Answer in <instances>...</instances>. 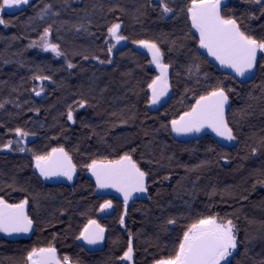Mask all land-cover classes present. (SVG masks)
I'll return each instance as SVG.
<instances>
[{"label": "trees", "instance_id": "obj_1", "mask_svg": "<svg viewBox=\"0 0 264 264\" xmlns=\"http://www.w3.org/2000/svg\"><path fill=\"white\" fill-rule=\"evenodd\" d=\"M166 2L173 14H162L160 0H32L3 15L9 26L0 25V197L9 203L28 200L33 232L20 240L0 236V264H24L32 248L49 245L73 264H130L120 259L129 240L133 264H155L174 254L187 226L208 215L232 219L236 226L231 264L264 262V186L256 183L264 179V69L259 67L264 61L258 58L256 78L248 84L223 74L199 52L193 38L198 36L181 11L190 0ZM226 3V14L235 16L241 30L264 38L258 5ZM115 23L128 39L109 53L108 29ZM47 28L63 53L57 59L40 50ZM141 39L157 44L171 70L172 95L159 108H151L148 87L158 73L152 59L134 48L139 45L133 41ZM217 83L232 90L226 118L237 146L227 149L209 134L175 141L171 120ZM70 109L75 123L67 119ZM17 128L29 135L21 140ZM9 141L13 151L4 152ZM18 141H29L25 151H19ZM57 147L76 165L74 183H46L34 169L33 153ZM125 153L148 174L146 199L129 203L126 216L118 198L96 197L84 167ZM220 187L227 192L214 194ZM105 200L113 210L103 215L99 205ZM90 219L107 231L106 245L96 255L77 239ZM169 219L177 223L169 225Z\"/></svg>", "mask_w": 264, "mask_h": 264}, {"label": "snow or ice", "instance_id": "obj_2", "mask_svg": "<svg viewBox=\"0 0 264 264\" xmlns=\"http://www.w3.org/2000/svg\"><path fill=\"white\" fill-rule=\"evenodd\" d=\"M247 2L258 5L261 15H264V0H247ZM29 3L30 0H0V14L4 13L6 9H18L29 5ZM48 7L50 8L51 5ZM160 7L162 14L175 12V8L170 6L166 0H160ZM226 9V0H190V3L181 11L185 12L190 20L191 29L198 33V38L194 35L193 38L197 39L199 48L204 49L221 67L230 69L236 76L244 78L246 74H251L253 69L257 68L258 55L259 59L264 61V38L258 39L241 30L235 16L226 14ZM41 18H43L42 15ZM0 25L9 26V22L3 18V15H0ZM50 34V28L44 30L39 46L44 51H51L59 57L63 53L58 44L51 43ZM190 35L192 34L190 33ZM108 36L116 44L128 39L121 33L120 23H115L108 29ZM133 43L146 48L151 53V63L160 70L161 75L148 86L152 93L151 104H159L169 90L167 76L169 65L163 63L164 53L156 43L149 40H134ZM31 46L36 47L37 43L33 42ZM113 47H115L114 44L110 45L107 51L111 53ZM100 63H105V61L101 60ZM107 63H111V60H108ZM67 67L71 69L74 65L68 63ZM259 67L264 69V63L259 64ZM34 79L43 81L49 78L37 76ZM33 91L39 96L43 88L41 87V91L35 89ZM228 91L221 83H217L215 86L210 85L208 91L199 96L190 110L184 112L178 119L171 120V130L177 135H186L199 133L208 128L224 140L234 141L236 137L226 118ZM79 105L83 108L85 102L80 101ZM2 107L3 105H0V108ZM67 119L75 123L71 109L67 113ZM15 134L21 140L29 135L21 128H17ZM261 145H264V139L261 140ZM4 148L10 150L12 142L9 141L4 145ZM25 150L24 147L19 148L21 152ZM257 151L256 148L252 149L253 154H256ZM33 159L35 168L45 180L52 177H64L71 181L76 174V165L72 163L71 156L63 147L52 148L50 152L44 154L33 153ZM84 167L95 177L98 189H114L122 194L124 216L127 215V205L133 195L148 191V174L141 170L129 153L123 154L118 159H93L91 162L85 163ZM261 175L264 176V173ZM256 183L264 186V179H257ZM27 205V199H23L19 203H9L0 197V232L9 235L31 232L33 220L27 213ZM112 207V201L105 200L99 205V210L104 212ZM119 222L121 225L124 224L123 216ZM167 223L175 225L177 221L169 219ZM105 231L106 229L96 220L90 219L77 239L89 245H96L104 241ZM237 243V229L232 219H221L217 215L203 216L183 231L182 239L179 240L174 254L156 260L155 264H231L229 257L236 250ZM132 257L133 248L131 240H129L127 251L120 259L131 261ZM24 264H73V261L69 256L60 257L57 254V249L53 245H49L32 248L24 258Z\"/></svg>", "mask_w": 264, "mask_h": 264}, {"label": "water", "instance_id": "obj_3", "mask_svg": "<svg viewBox=\"0 0 264 264\" xmlns=\"http://www.w3.org/2000/svg\"><path fill=\"white\" fill-rule=\"evenodd\" d=\"M119 45L120 46H124L125 45V41H121L119 43ZM139 48H140V51L143 54L147 55L149 58L152 59L151 53L146 48H142L140 46H139ZM199 52H200V54L202 56H208L209 59H210V62L212 63V65L216 66L223 74L231 75V76L235 77V79H238L240 82H242L244 84H248V82H251V81H253L256 78V75H255L256 74V68L253 69V72L251 74H246V76L244 78H241V77L236 76L235 73L232 72L230 69L221 67L219 65V63L217 61H215L214 58L209 56L204 49H200L199 48ZM155 69H156V71L158 73V76H160L161 75L160 70L156 66H155ZM169 75H170V69L168 68L167 76H169ZM171 95H172V90L169 88L167 95L164 96L160 100L159 104H156V105H153V106L155 108L162 107L164 104H166L169 101ZM229 106H230V100L228 101V105L226 106V115H227V113H228V111L230 109ZM207 134L211 135L214 140L219 142V144L221 146H223V147H225L227 149L235 148L237 146V140L236 139L234 141H226L223 138L217 136L216 133H214L211 129H208V128H205L203 131H201L199 133H191V134H186V135H177L175 132H173V138H174L175 141L177 140V141H180V142H186V141L197 140L199 138H202V137L206 136ZM88 177L93 181V184H94L95 189H96V192H95L96 197H98V198L116 197L123 203V196H122L121 193L116 192L114 189H98L96 187L95 177L92 176L90 171L88 173ZM76 178H77V171H76V174L74 175V177H73V179L71 181L67 180L64 177H52V178H50V180H52L55 183H59L61 180H64L65 183L71 184V183H74L77 180ZM146 195H147V192L146 193H135L133 195V197L129 200L128 204L131 203L132 201H136V200H145L146 199ZM32 231H33V228H32ZM31 232H29V233H13L11 235L0 232V236L6 237L8 239L20 240V239H24V238L29 237L31 235ZM105 235H106V231L104 233V239H105ZM81 242H83L90 250H95L96 248H101L104 245L105 241H103L102 243L96 244V245H89V244H87L86 242H84L82 240H81ZM57 254H58V251H57ZM58 255L60 256V254H58ZM132 260H133V257H132ZM132 260L131 261L125 260V262L132 263L133 262Z\"/></svg>", "mask_w": 264, "mask_h": 264}, {"label": "rangeland", "instance_id": "obj_4", "mask_svg": "<svg viewBox=\"0 0 264 264\" xmlns=\"http://www.w3.org/2000/svg\"><path fill=\"white\" fill-rule=\"evenodd\" d=\"M31 1L32 0H30V3H31ZM19 10H20V8H18V9H6L5 10V12L4 13H2V14H0V15H4V14H6V13H8V14H10V13H14V12H19ZM193 31H194V33H195V30L193 29ZM195 35H197L198 36V33H195ZM113 44L115 45V47H113V50L115 51V50H118V47H119V44H116V42L113 40ZM134 48H136V49H138L139 50V47L138 46H134ZM40 50H41V52H43V53H45V54H48V55H51V56H53L54 58H59V57H57L53 52H51V51H44L43 50V48L42 47H40ZM258 58H259V56H258ZM163 63H165L164 62V58H163ZM151 65H152V67H155V64H153V63H151ZM168 82H169V88H170V82H171V79H170V76L168 77ZM151 108H153V104H151ZM27 142H29V141H26V142H19L23 147H25L26 145H27ZM13 147H14V145L12 144V148L9 150V149H4V152H6V151H8V152H12L13 150ZM34 169L37 171V173L39 174V171L35 168V164H34ZM40 175V174H39ZM43 180H45L42 176H40ZM45 182L46 183H51V182H53L52 180H50V179H47V180H45ZM225 192H227V189L225 188V189H222L221 187L220 188H215V190H214V194H225ZM113 208V207H112ZM106 209L104 212H102V214L104 215L105 213H109L110 211H112L113 209ZM231 257H229V259H230Z\"/></svg>", "mask_w": 264, "mask_h": 264}, {"label": "flooded vegetation", "instance_id": "obj_5", "mask_svg": "<svg viewBox=\"0 0 264 264\" xmlns=\"http://www.w3.org/2000/svg\"><path fill=\"white\" fill-rule=\"evenodd\" d=\"M170 69V68H169ZM257 69V68H256ZM170 73H171V70H170ZM170 76V75H169ZM168 76V77H169ZM76 171H77V169H76ZM61 181H63L64 182V180H61ZM33 232V231H32ZM31 232V233H32ZM31 236V235H30ZM29 236V237H30ZM29 237H27V238H29ZM106 237H107V231H106V235H105V239H104V245L101 247V248H96L95 250H90L83 242H81V240H80V243H82L83 244V246H84V248L86 247V249L89 251L88 253H92V254H95L96 255V253H100V251H102L103 249H104V247H105V245H106ZM27 238H24V239H27ZM133 259H134V251H133ZM133 261V260H132ZM129 263V262H128ZM134 263V261L132 262V263H130V264H133Z\"/></svg>", "mask_w": 264, "mask_h": 264}]
</instances>
